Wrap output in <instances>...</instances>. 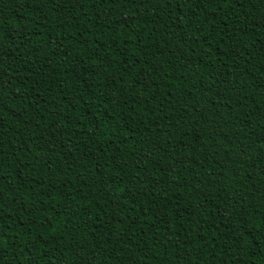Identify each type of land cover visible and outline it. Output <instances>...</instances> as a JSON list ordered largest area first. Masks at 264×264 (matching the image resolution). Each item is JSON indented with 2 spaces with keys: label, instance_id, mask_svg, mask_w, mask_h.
I'll return each mask as SVG.
<instances>
[{
  "label": "trees",
  "instance_id": "trees-1",
  "mask_svg": "<svg viewBox=\"0 0 264 264\" xmlns=\"http://www.w3.org/2000/svg\"><path fill=\"white\" fill-rule=\"evenodd\" d=\"M0 264H264V0H0Z\"/></svg>",
  "mask_w": 264,
  "mask_h": 264
}]
</instances>
